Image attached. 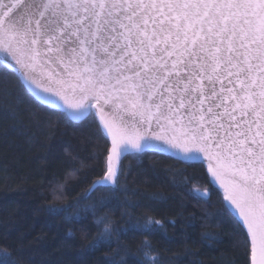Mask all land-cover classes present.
Segmentation results:
<instances>
[{
    "label": "snow or ice",
    "instance_id": "6c2138e0",
    "mask_svg": "<svg viewBox=\"0 0 264 264\" xmlns=\"http://www.w3.org/2000/svg\"><path fill=\"white\" fill-rule=\"evenodd\" d=\"M0 55L22 86L39 90L29 93L38 104L66 122L95 125L104 142L95 158L106 171L83 198L97 188L121 191L123 161L134 153L206 162L210 187L223 191L218 215L233 224L247 264H264V0H0ZM109 203L84 206L97 227L92 248L115 237L119 249L129 230L166 231L147 215L115 228L98 214ZM124 205L131 217L127 209L137 205ZM140 251L137 264H177L149 239ZM0 264L25 262L0 246Z\"/></svg>",
    "mask_w": 264,
    "mask_h": 264
},
{
    "label": "trees",
    "instance_id": "16d2710c",
    "mask_svg": "<svg viewBox=\"0 0 264 264\" xmlns=\"http://www.w3.org/2000/svg\"><path fill=\"white\" fill-rule=\"evenodd\" d=\"M29 93L0 64V246L18 250L25 264H112L121 256L125 264H137L149 239L162 257L177 264H247L233 224L218 215L222 200L203 164L150 152L136 159L134 153L123 161L121 191L97 188L85 199L82 194L105 172L95 158L104 142L93 135L91 122H66ZM59 184L67 194L63 198ZM198 187L211 198L194 192ZM101 198L110 203L98 214L108 213L113 227L126 228L130 218L147 215L166 231L129 230L120 235L119 249L115 237L110 246L90 247L97 227L84 206ZM125 198L137 205L127 209L131 217L124 214ZM49 204L72 207L57 213ZM74 211L86 218H66ZM204 233L216 239H203Z\"/></svg>",
    "mask_w": 264,
    "mask_h": 264
},
{
    "label": "water",
    "instance_id": "95a60500",
    "mask_svg": "<svg viewBox=\"0 0 264 264\" xmlns=\"http://www.w3.org/2000/svg\"><path fill=\"white\" fill-rule=\"evenodd\" d=\"M3 57H2V55H0V59H2ZM9 59H11V58H9ZM12 65L14 66V68L18 71L19 70V66L18 65H15V62L14 61H12ZM38 72H39V70H38ZM39 78V77H38ZM21 79H23V78H21ZM25 87H26V89L30 92V93H32V94H35L36 92H38L39 90L38 89H35V87L33 86V85H30V84H27V82H24V84H23ZM95 118H96V120H97V122L99 123V118H98V116H95ZM109 143H110V141H109ZM204 165V167H205V169H206V172H207V164H206V162L203 164ZM105 171H106V168H105ZM207 175H208V177H209V180H211L212 178H211V176H210V174L207 172ZM103 178V175H102V177H100V178H98V179H102ZM98 179H96V180H98ZM214 187L215 188H217L219 191H220V193H221V195L223 196V191H222V189H220V187H219V184L218 183H214Z\"/></svg>",
    "mask_w": 264,
    "mask_h": 264
},
{
    "label": "rangeland",
    "instance_id": "374dc122",
    "mask_svg": "<svg viewBox=\"0 0 264 264\" xmlns=\"http://www.w3.org/2000/svg\"><path fill=\"white\" fill-rule=\"evenodd\" d=\"M215 189L219 192L221 200H222V195H221L220 191L217 188H215ZM194 192H196L197 194H199L200 196L205 197V198H207L208 194H209L208 190H206L205 188H202V187L194 188Z\"/></svg>",
    "mask_w": 264,
    "mask_h": 264
}]
</instances>
